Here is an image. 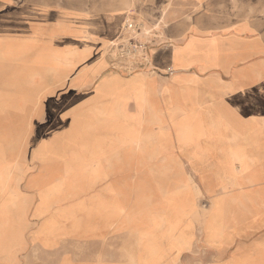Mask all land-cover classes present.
I'll return each mask as SVG.
<instances>
[{"label":"crops","instance_id":"0c3cea01","mask_svg":"<svg viewBox=\"0 0 264 264\" xmlns=\"http://www.w3.org/2000/svg\"><path fill=\"white\" fill-rule=\"evenodd\" d=\"M2 8L0 140L18 62L68 65L4 41ZM126 17L60 12L50 38L101 47ZM152 31L138 74L97 78L83 153H0V264H264V0H166Z\"/></svg>","mask_w":264,"mask_h":264},{"label":"rangeland","instance_id":"374dc122","mask_svg":"<svg viewBox=\"0 0 264 264\" xmlns=\"http://www.w3.org/2000/svg\"><path fill=\"white\" fill-rule=\"evenodd\" d=\"M165 2L166 0H3L4 41L13 38L20 44L24 40H33L38 43L31 47L33 53L44 47L43 44L56 41L59 45L52 47H59L65 57L61 58V61L68 65L59 72L63 77L48 71L41 77L34 73L33 65H21L20 61L18 62V92H13V96L17 95V109L12 110L15 114L12 120H4L0 153H19L20 169L21 165H27L30 153H83L81 138L94 141L92 135L95 126L92 121L98 117L97 113L101 112L98 107L107 103L92 100L97 78L106 73L123 77L138 74L136 62L141 58V53L137 56L128 54L119 57L111 45L118 40L131 12V19L138 27L135 35L137 32L136 36L140 38L146 34L152 35L156 12L163 8ZM117 11L127 17L124 22L119 23L120 29L114 31L118 35L101 47H92L87 37H83L87 41H82H86L82 45L74 37H66L68 39L63 40V36L57 35L54 40L50 38L53 18L60 12L103 14L110 17ZM71 51L74 52L70 53ZM112 59L116 63L115 69L111 67ZM100 63H103L102 69L92 72ZM123 65L135 67L133 71L125 70ZM81 66L86 68L84 74L73 81L80 73ZM92 77L94 78L91 80ZM121 93L126 96V100L122 101H127L129 94L124 91ZM73 114L77 115L76 118L72 117ZM64 128L74 129L72 140L61 139L63 136L60 133ZM83 129L89 130L90 134L81 136L77 133V130ZM57 133L59 135L56 140H49V137L55 138L54 134ZM43 139L49 140L47 149L41 147Z\"/></svg>","mask_w":264,"mask_h":264},{"label":"built area","instance_id":"2783aa9c","mask_svg":"<svg viewBox=\"0 0 264 264\" xmlns=\"http://www.w3.org/2000/svg\"><path fill=\"white\" fill-rule=\"evenodd\" d=\"M132 15L133 12L128 15L129 19L125 21L122 33L120 34L118 40L114 42L111 46L112 50L115 51L119 57H124V55L128 54H134V56H137V54L140 52L141 58L138 60L140 61L145 59L147 44L143 38L136 36L138 35V32L135 35V31H138V27L137 24H135L134 20L131 19L133 18ZM114 64L116 63L112 59L111 67L115 69L116 67ZM134 67L135 65H123V69L125 70L132 69L133 71Z\"/></svg>","mask_w":264,"mask_h":264}]
</instances>
